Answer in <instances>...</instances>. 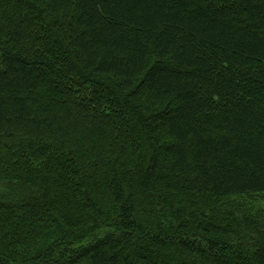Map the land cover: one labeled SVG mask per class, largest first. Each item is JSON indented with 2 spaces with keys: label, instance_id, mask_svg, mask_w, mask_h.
Here are the masks:
<instances>
[{
  "label": "trees",
  "instance_id": "1",
  "mask_svg": "<svg viewBox=\"0 0 264 264\" xmlns=\"http://www.w3.org/2000/svg\"><path fill=\"white\" fill-rule=\"evenodd\" d=\"M0 264H264V0H0Z\"/></svg>",
  "mask_w": 264,
  "mask_h": 264
}]
</instances>
